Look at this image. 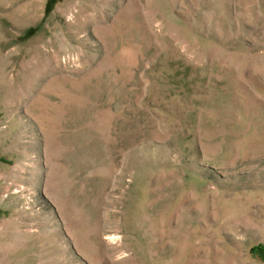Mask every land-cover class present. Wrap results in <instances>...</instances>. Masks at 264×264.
Listing matches in <instances>:
<instances>
[{
  "label": "rangeland",
  "instance_id": "374dc122",
  "mask_svg": "<svg viewBox=\"0 0 264 264\" xmlns=\"http://www.w3.org/2000/svg\"><path fill=\"white\" fill-rule=\"evenodd\" d=\"M46 2L0 0V264H264V0Z\"/></svg>",
  "mask_w": 264,
  "mask_h": 264
},
{
  "label": "trees",
  "instance_id": "16d2710c",
  "mask_svg": "<svg viewBox=\"0 0 264 264\" xmlns=\"http://www.w3.org/2000/svg\"><path fill=\"white\" fill-rule=\"evenodd\" d=\"M53 3H54V0H47L46 9L48 10V8H50ZM252 250L253 251H257L258 253L264 254L263 253L264 252V247L261 244L252 247Z\"/></svg>",
  "mask_w": 264,
  "mask_h": 264
}]
</instances>
